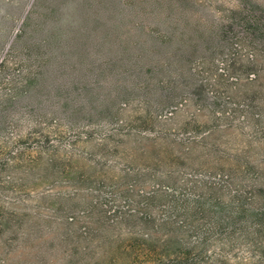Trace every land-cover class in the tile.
<instances>
[{"label":"rangeland","instance_id":"obj_1","mask_svg":"<svg viewBox=\"0 0 264 264\" xmlns=\"http://www.w3.org/2000/svg\"><path fill=\"white\" fill-rule=\"evenodd\" d=\"M31 1L0 0V264H264V0H40L47 88L173 73L70 120L12 99Z\"/></svg>","mask_w":264,"mask_h":264},{"label":"trees","instance_id":"obj_2","mask_svg":"<svg viewBox=\"0 0 264 264\" xmlns=\"http://www.w3.org/2000/svg\"><path fill=\"white\" fill-rule=\"evenodd\" d=\"M38 3L40 0L31 1L24 17L25 23L17 37V40L21 38V41L13 43V48L17 46L18 51L23 55V64L26 63L28 67L25 68L23 79L19 81L20 85L16 83L11 89L12 99L23 98L27 109L44 110L47 105L52 108V115L68 113L67 120H70L77 116L76 113L85 110L88 114H100L112 104H117V99L131 90L146 94L153 86L163 88V84L166 86L174 82V78L171 77L173 73L168 70L170 62L167 59L158 58L152 65L145 63L138 65L140 62L138 59L134 64L132 63L133 66L126 62L119 69L115 62L102 59L95 68H98L101 74L107 73L105 77L107 80L104 83L91 81L80 83L74 77H69L63 86L57 83L47 88L44 85V80L47 78L45 71L50 66L54 54L49 35L55 34L56 29H47L43 25L34 24L38 16H41L36 9L34 10ZM165 74L170 78L165 79L167 78ZM41 93L45 96H40ZM192 204L194 209L201 208L196 202Z\"/></svg>","mask_w":264,"mask_h":264}]
</instances>
